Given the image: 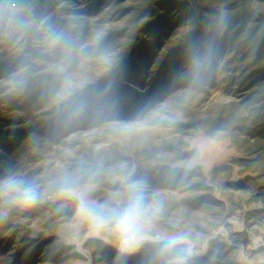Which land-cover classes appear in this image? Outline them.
<instances>
[{"label": "rangeland", "instance_id": "obj_1", "mask_svg": "<svg viewBox=\"0 0 264 264\" xmlns=\"http://www.w3.org/2000/svg\"><path fill=\"white\" fill-rule=\"evenodd\" d=\"M11 1L0 0V14ZM15 1L14 12L34 25L27 19L39 0ZM50 1L65 8L61 19L80 23L82 32L60 47L62 28L47 26L46 17L34 25L41 34L31 42L41 57L28 52L25 67L0 76L6 121L20 114L32 126L45 121L56 104L83 95L118 68L125 49L148 36L156 16L165 15L166 31L144 74L143 105L136 114L107 112L88 122L74 115L43 137L31 134L0 172V181L22 178L41 194L28 208L0 197V264H99L101 243L126 255L161 253L163 264H208V258L216 264H264V76L250 87L241 84L264 69V0ZM213 19L221 36L208 81L200 89L154 85L155 62L196 31L207 35ZM5 21L10 24L8 14ZM226 29L229 37L222 36ZM3 31L0 46L8 43L10 29ZM24 46L19 36L0 47V57L5 51L12 64ZM32 64L33 75L59 79L53 92L37 101L31 86L26 104L22 95L17 105L3 101L27 83ZM132 78L130 72L125 80ZM65 181L86 189L88 200L112 206L123 203L129 184L140 185L151 219L134 250H122L110 231L91 229L78 214V200L60 194ZM162 237L179 240L165 248Z\"/></svg>", "mask_w": 264, "mask_h": 264}, {"label": "trees", "instance_id": "obj_2", "mask_svg": "<svg viewBox=\"0 0 264 264\" xmlns=\"http://www.w3.org/2000/svg\"><path fill=\"white\" fill-rule=\"evenodd\" d=\"M16 1L12 0L8 8H3L0 14V31L4 29H10L7 44H3L0 47L9 46L13 41L21 36L22 40H25L24 51L10 64L7 58H4L6 52L4 51L0 57V76L7 75L11 68L25 67L28 61L27 53L35 52L38 57H41L38 52L32 46V39L34 35H39V32L35 29V24L44 17L48 19L46 25H52L54 27H60L63 29L64 38L60 41L59 46L66 47V44L71 41L70 39L81 34L82 26L77 24H71L66 19H61L60 11H65V8L56 9L55 3L50 0H39L36 6L33 8L32 16L27 21L34 24L25 25V16L22 13H15ZM19 5V4H18ZM7 11H6V10ZM9 15L11 19L10 24H5V16ZM165 15L156 16L149 29L147 37L141 39L140 42L135 45L128 52V48L122 55L121 62L118 68L105 73L99 81L89 90L84 92L83 95H74L68 101L56 104L48 113L45 121H42L35 126H32L30 122L24 120L23 114L18 118H12L6 121L7 117H4V113L0 110V172L5 173L9 167L8 161L12 160L17 154L16 151L23 147V144L28 140L31 134L37 132L40 137H43L53 131L58 123L64 121L66 124L77 115L78 121H96L102 119L107 112L121 113L123 115L136 114L140 107H142V93L139 91L144 85V74L151 64L152 56L156 45L165 36L166 28L163 26ZM243 24H239V28ZM218 21L213 19L211 27L205 35V32L200 33L196 31L191 40L189 38L183 39L180 43L172 49L169 55H166L161 61L159 59L155 62L153 70L151 72V79L154 85L159 84L162 87H170L173 84H182L189 86L190 88L200 89L201 85L208 81L210 68L214 65L216 58L214 55V48L217 41L220 39ZM228 29L224 30L225 37H229ZM4 33V31H3ZM228 34V35H227ZM30 63V62H29ZM34 64L26 72L27 83L19 87L18 90L10 91L6 96L2 98L6 103H12L17 105V101L20 100L22 95V101L27 103L25 97L28 95L29 89L33 87V95L37 101H41L42 97L52 93L55 87L59 84V79L50 74L33 75L35 69ZM131 72V81H126L125 77ZM252 73V72H251ZM264 76V69L257 72H253L244 80L241 84H245L247 81V87L262 82ZM250 78H253L249 80ZM262 78V79H261ZM21 93V94H19ZM1 95V90H0ZM81 105L83 108L79 113H75L76 107ZM8 123V125H7ZM16 125V126H13ZM10 126V128H7ZM14 127V128H11ZM261 133L264 132V121L261 124ZM11 157V158H10ZM100 255L101 263L99 264H163L165 259L163 254L158 253L157 257H154L151 253L144 254L138 252L136 255L121 254L113 248L101 243ZM99 256V252L95 254V257ZM34 253L29 254V259H33ZM208 264H216L215 260L208 258L206 260ZM98 261L94 260V264ZM194 264H202V262H195Z\"/></svg>", "mask_w": 264, "mask_h": 264}, {"label": "clouds", "instance_id": "obj_3", "mask_svg": "<svg viewBox=\"0 0 264 264\" xmlns=\"http://www.w3.org/2000/svg\"><path fill=\"white\" fill-rule=\"evenodd\" d=\"M86 189L73 186L65 181L60 194L78 200V214L82 216L93 230H107L121 242L122 250H134L143 238L151 219L146 208L143 188L138 184H129L122 204L112 206L110 202L96 203L86 196ZM38 188L32 183L16 177L0 181V197L14 206L28 208L40 199ZM165 248L178 243V237L161 238Z\"/></svg>", "mask_w": 264, "mask_h": 264}]
</instances>
